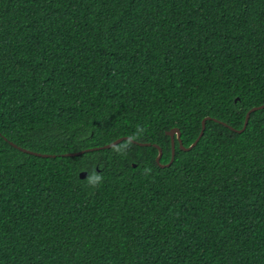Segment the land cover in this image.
<instances>
[{
	"label": "trees",
	"instance_id": "16d2710c",
	"mask_svg": "<svg viewBox=\"0 0 264 264\" xmlns=\"http://www.w3.org/2000/svg\"><path fill=\"white\" fill-rule=\"evenodd\" d=\"M259 105L264 0H0V264H264Z\"/></svg>",
	"mask_w": 264,
	"mask_h": 264
},
{
	"label": "water",
	"instance_id": "95a60500",
	"mask_svg": "<svg viewBox=\"0 0 264 264\" xmlns=\"http://www.w3.org/2000/svg\"><path fill=\"white\" fill-rule=\"evenodd\" d=\"M263 107H264V105H259V106H254V107H252V108L247 112L244 126H243L241 129H235V128H233L232 126H230V127H231L233 130H237V131H239V132H242L243 130L246 129V127H247V125H248V122H249V119H250V115H251V113H252L253 111L258 110V109H261V108H263ZM206 119H207V118H205V119L203 120V126H202V130H201L199 136H198L197 139H196V140H195L190 146H188V147L184 145L183 140H182V138H181V134H182V133H181V130H180L178 127L172 128L171 130L167 131V134L170 135V136H171V139H172V157H171V160H170L167 164H162V163L160 162V160H161V157H162V154H163V150H162V148H161L160 145H158V144H154V146L157 147L158 150H159V154H158V156H157V162H158V164H159L160 166H162V167H164V166H170V165H171V163H172L173 160H174L175 152H176V150H175V148H176V139L178 140V142H179V146H180L181 149H183V150H190L191 148H193V147L198 143V141L200 140L201 136L204 134V131H205V128H206ZM226 125H228V124L226 123ZM124 139H131V137H129V136L120 137V138H118V139H116V140H114V141H112V142H110V143H108V144L103 145V146L86 148V149H84V150H80V151H76V152H69V153H66V154H64V155H66V156H77V155H81V154L85 153L86 151L100 150V149H104V148H110V147H113V146L119 144V143L122 142ZM136 142H137V141H136ZM137 143L140 144V145H150V144H151V143H142V142H137ZM11 144H12L13 146H15V147L21 149V150L24 151V152H28V153H30V154H34V155H37V156H44V157H49V156H53V155L55 156L54 153H53V154L41 153V152H37V151H33V150H29V149H27V148L21 147V146L17 145L16 143H13V142H11ZM135 165H136V164H134V166H135ZM87 174H88L87 171H82V172L80 173V176H81L82 178H84V177L87 176Z\"/></svg>",
	"mask_w": 264,
	"mask_h": 264
},
{
	"label": "clouds",
	"instance_id": "9594fccd",
	"mask_svg": "<svg viewBox=\"0 0 264 264\" xmlns=\"http://www.w3.org/2000/svg\"><path fill=\"white\" fill-rule=\"evenodd\" d=\"M101 179L102 177L93 170V172L90 173L87 182L89 185L95 187L97 185L96 181H101Z\"/></svg>",
	"mask_w": 264,
	"mask_h": 264
}]
</instances>
